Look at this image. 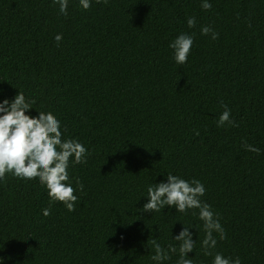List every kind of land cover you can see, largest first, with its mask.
I'll return each instance as SVG.
<instances>
[{
	"label": "trees",
	"instance_id": "16d2710c",
	"mask_svg": "<svg viewBox=\"0 0 264 264\" xmlns=\"http://www.w3.org/2000/svg\"><path fill=\"white\" fill-rule=\"evenodd\" d=\"M202 2L68 0L65 16L54 0H0V103L23 92L26 115L51 112L62 140L87 150L68 168L74 211L38 178L0 180V264H177L185 225L199 226L193 264L216 253L264 264V0ZM181 34L194 43L178 65L169 45ZM222 104L235 126H217ZM168 174L204 185L226 234L213 233L212 255L198 209L142 212ZM150 238L169 259H151Z\"/></svg>",
	"mask_w": 264,
	"mask_h": 264
},
{
	"label": "clouds",
	"instance_id": "9594fccd",
	"mask_svg": "<svg viewBox=\"0 0 264 264\" xmlns=\"http://www.w3.org/2000/svg\"><path fill=\"white\" fill-rule=\"evenodd\" d=\"M101 3L102 0H96ZM107 3V0H103ZM59 5V12L67 15L68 0H54ZM80 6L84 10H89L91 0H79ZM202 8L209 10L211 4L208 0H203ZM189 28L196 25L194 17L187 20ZM203 35L211 34L213 40L218 38L212 28L204 26L201 29ZM57 45L62 39L61 35L55 37ZM194 40L191 35H179L169 47L174 51V60L178 65L187 62ZM35 101L27 102L23 92L15 97L13 101L4 100L0 103V180H3L7 173L21 179H39L42 186H45L51 203L61 202L69 211H74L77 196L74 188L66 183L69 181L68 168L71 163L78 165L86 163V148L78 141L68 139L62 140L60 121L51 113L39 112L37 118L26 115L31 109V104ZM224 111L217 121L218 127H223L226 123L235 126V122L230 119L231 112L226 104H222ZM199 135V132H196ZM244 147L251 152L259 153V149L248 145ZM74 158V159H72ZM80 191H83V184L77 180ZM205 187L199 180L186 181L178 176L168 174L167 182H161L149 186L147 189L148 202L144 204L142 212H159L165 207H173L178 213H185L190 209L199 210V220L203 222L205 238L202 246L205 255H212L209 249H214L217 244L213 233H218L220 239H225L226 234L221 226L219 219L211 210V206L201 201L205 195ZM51 204L43 210L44 216H49ZM195 215V213H194ZM195 227L199 232L198 225L186 226L175 237L180 243L179 259L177 264H193V260L188 258V254L194 251L190 229ZM147 245L150 250L154 248L151 259L156 262L169 259L170 257L162 249L161 245L154 239H149ZM170 251L175 253L177 249L170 247ZM213 264H241L240 258L234 260L225 258L222 254L216 253Z\"/></svg>",
	"mask_w": 264,
	"mask_h": 264
}]
</instances>
